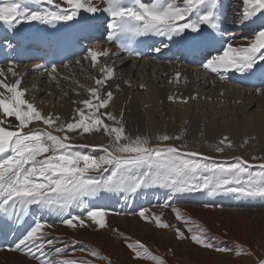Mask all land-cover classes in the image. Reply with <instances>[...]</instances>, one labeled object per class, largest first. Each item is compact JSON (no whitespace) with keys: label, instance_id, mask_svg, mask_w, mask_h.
I'll return each mask as SVG.
<instances>
[{"label":"snow or ice","instance_id":"obj_1","mask_svg":"<svg viewBox=\"0 0 264 264\" xmlns=\"http://www.w3.org/2000/svg\"><path fill=\"white\" fill-rule=\"evenodd\" d=\"M241 5L243 10L236 13L232 23L249 27L253 32L250 43L241 47L224 42L216 48L221 44L217 34H221L222 39L225 31L226 16L222 12L221 0H2L0 24L12 31L21 23L55 25L74 20L79 23L81 13L88 14V19L106 14V39L121 52L141 57L143 54L131 46L143 38L160 37L163 48L171 50L165 43L169 41L180 44L191 53H200L201 67L221 81L226 80L228 73L239 74L251 83L257 95H264V24L257 26L258 21H264V0H241ZM148 47L152 52L162 51V47L156 44ZM85 52L84 59H90L93 68L99 64L100 75L95 78L96 86L88 89L89 98L80 102L83 108L75 109L72 122L63 123L60 117L51 113L45 115L34 102L26 100V90L21 89L20 78L12 84L0 79V89L4 90L0 91V113L6 118L14 117L16 122L13 125L9 121L6 128L3 126L5 120L0 119V220L15 217L18 221L35 206L57 212L59 222L69 229L90 227L86 221H91L97 229H104L107 227V210L92 206L102 193L123 194L131 198L150 188L165 189L169 197L204 191L213 195L228 193L264 199V163L249 165L243 158L218 162L167 143L180 139L179 136L159 135L155 146L147 137L129 136L123 124V113L118 118L112 112L101 111L107 110L114 99L113 92L105 89L116 76L115 68L106 62L100 63L99 57L110 58L112 53L107 49L92 48ZM8 72L13 77L18 76L14 67H9ZM51 73H57L55 65L51 66ZM257 73L258 83L253 82ZM6 75L0 69V77ZM180 75L176 73L177 82ZM169 100L175 102L177 97L170 96ZM180 102L186 103L187 100L181 98ZM34 123L45 127H30ZM101 131L109 138V143L107 147L100 146L104 154L98 158L80 151L90 146L73 144V137L69 135ZM226 141L228 138L224 137L219 144L224 145ZM216 151L223 152V148L217 147ZM158 206L170 207L171 201L166 198ZM72 209L80 210L83 215H74ZM173 211L176 219L185 223L188 233L185 235L177 228V239H190L194 245L218 253L255 256L254 252L242 247L218 246L207 229L199 225L193 228L178 208ZM147 212L148 209L141 208L133 215L145 222H154L159 229L171 227L159 215H147ZM52 226L42 219L35 220L8 250L26 255L35 264H92L91 260L62 258L67 257L68 249L57 246L59 237L48 238L50 233L45 228ZM0 234H3L2 225ZM121 236L134 260L166 264L164 258L154 255L142 241H131L123 233ZM80 250L100 258L104 264H112L94 249ZM72 251H76L74 243ZM255 264H264V257L257 256Z\"/></svg>","mask_w":264,"mask_h":264},{"label":"bare ground","instance_id":"obj_2","mask_svg":"<svg viewBox=\"0 0 264 264\" xmlns=\"http://www.w3.org/2000/svg\"><path fill=\"white\" fill-rule=\"evenodd\" d=\"M0 2H2V0H0ZM27 7L35 8L36 6L27 5ZM222 12L226 16L224 25L225 31L222 34V39L221 34H217V39L221 40V44L216 45V48H220L224 42H231L237 47L247 46L251 39H253L252 29L249 27H240L232 23V18L235 17L236 13L228 12L227 0H224L222 3ZM97 16L98 18L88 19V14L81 13L79 18L80 24L74 20L71 22H58L55 25L69 23L75 33H79L80 35H92L94 26L101 28L102 34H100V41L90 46V48L99 50L107 49L112 53L110 58H105L103 56L99 57V62H106L114 67L116 76L115 79L109 82L105 89V91L113 92L114 99L107 110L101 111L112 112L118 118L121 116V113H123V124L125 130H129V136H137L140 133L144 136H155L152 130L169 131V126H173V124H169L171 123V118L179 119L180 114H182L181 109L185 106V103L180 102L181 98L186 99L187 97H195V100L200 103L202 101H204V103L211 102V100L214 101V103H219L220 96H218V92H222L220 88H223L227 90L225 96H227L230 102L234 100L241 104L248 103L251 109L255 108L253 112L262 114L255 118L253 125L249 116L242 123L230 124L226 121L230 115L229 111L223 115V113L215 111L217 107H214L212 113L203 111V114L200 113L201 117L197 116L198 119H204L206 122L203 124L202 128L193 126L192 123L189 124L188 127L191 128L188 129L191 131V134L193 135L195 131H202L209 139H214L216 136L235 140H241L245 137H249L250 140L256 138L264 146V95L258 97L249 81L244 80L239 74L234 73H228L226 80L221 81L216 75L210 74L201 66L193 68V66L201 65L195 64L201 63V60L199 62H191L190 56L195 53H191L180 44L169 41H165V43L169 44L171 50L163 48L160 44L162 39L160 37H152L157 41V46L162 47L160 53L152 52L150 56L143 61L130 60L124 57L115 45L107 41V26L105 21H107L108 18L106 14H97ZM261 24H264V21L257 22V26ZM52 26L54 25H45L37 22L21 23L17 25L14 30L9 31L6 26L0 24V35H4L5 37L9 36V39L3 40L9 58L5 65H0V69H3L7 75L6 77H0V79L5 80L6 83L12 84L15 83L17 78H20L22 81L20 87L26 90V100L34 102L45 115L51 113L54 116L60 117L61 122L68 123L72 122V118L76 115L75 109L81 108L80 102L82 99L85 100L89 98L88 89L96 86L95 78L99 77V70L96 74L95 72H91L89 69V67L92 66L90 59L85 60L84 57H82L69 62L65 69L60 65L56 66L57 73L53 74L51 73V69H47L41 61L39 62L37 59L34 60L36 55L34 48H32L34 37ZM11 53L15 55L10 56ZM198 54L201 56L200 53ZM22 56L23 58H21ZM30 58H32V60H29ZM77 61H79V63H77ZM259 66L260 65L257 64L258 69ZM9 67H14V70L18 74L17 77H13L10 72L8 75L6 69ZM176 73L181 74L179 82L175 79ZM258 77L259 73H257V78L254 79L253 82L258 83ZM86 78H88V80L84 81ZM199 82H201L203 87H206V89L210 88L211 90L206 92L205 89L201 93L190 90V88H193V86L197 85ZM88 83H91V85L87 86ZM141 85H144V88H141ZM117 86L119 90H117ZM36 87L39 89L38 91L34 90ZM141 90L143 91L141 92ZM145 90H147V92H144ZM0 91L4 90L0 89ZM59 91H63L64 93L58 96ZM71 91H73V93H71ZM231 91L236 92L233 94ZM77 92L81 94L79 97L75 96ZM55 95H57L59 99L54 100ZM170 96L177 97V100L172 103L169 100ZM180 104L184 106L180 107ZM199 107L200 106H198V108ZM238 107H240V105ZM207 108L210 109V107ZM184 110H182V112ZM234 111L235 110H230V113L237 117L240 111L239 113H237L238 110H236L235 113ZM163 112L167 113L170 117L168 123L163 119L165 117L158 116L159 113ZM0 119L5 120L3 126L6 128L9 127V121H11L13 125L16 123L14 117L6 118L2 113H0ZM105 122L112 124L111 121ZM30 127L44 128L45 126L40 123H34ZM172 130H175L178 134L184 133V131H181L182 129L173 128ZM25 131H27V129ZM55 135H58V133ZM195 137L197 139L200 138L197 135ZM72 143L76 145H88L90 147L94 146L93 148H95L103 144H108L109 138L104 135L103 132H96V134L84 136L82 139L77 137V140H72ZM90 147L79 150L90 151L92 150ZM98 151L100 150H96L95 152ZM90 152L94 153V151ZM101 195L100 198L92 202V206L103 209L109 208L107 211L108 219L106 216L107 221L109 220V224L104 229H97V226L91 224V221H86V224L91 225L90 227L85 226L77 229H69L66 225L59 222V214L57 212L48 209H38L35 206L20 216L18 221L13 217L12 220H0V225L3 226V233L11 235L12 243L10 245H12L15 240L19 239L25 231L32 226L35 220L42 219L47 221L49 224L53 225L51 228H45V231L50 233L48 238L59 237L57 246H66L68 249L67 257L62 258L91 260L92 264H104V262L100 258L87 255L86 252L80 250L81 248L94 249L100 253L101 257L110 259L112 264H150L145 261L134 260L131 252L126 248L124 243L120 240L119 235L114 230L124 231L128 233L132 239L147 243L151 249L155 248L158 250V252H156L158 255L168 252L166 255L170 257L171 253L169 249L171 247L178 258L186 260L187 257H189L190 261L195 262V264H215L217 261H223L225 264H241V261L228 259H219L216 261L215 257L221 258V256L216 255L208 258L207 256L213 255L214 253L211 254L208 251H202L192 244L184 245V242L176 241L172 235L157 231L153 229V227L151 228V226L143 224L139 221V218L128 217L127 214L142 207L144 204L143 201L148 196V192L139 193L131 198H126L124 195L118 198V196H115L117 194H113L111 197H104L103 194ZM209 198V195L204 194L198 199L200 201L209 200ZM262 203L264 204V200L259 201V204ZM237 204L243 206L247 203L242 199L238 200ZM127 206L129 207L127 208ZM185 209L190 216L207 225L209 230L211 229L218 234H221L225 229L227 231L231 230L237 239L235 241H239L248 247H251V245L240 235V227L244 226L253 236L264 231V210L255 212H218L196 207H186ZM71 211L74 215H83L78 209H72ZM114 211L115 214L113 213ZM0 216H2V214H0ZM252 216H254V218H252ZM117 221H120L118 223L119 225ZM73 243L76 248L75 252L72 251ZM168 246L170 247L168 248ZM8 247L0 251V264H35V262L26 255L15 251H9ZM167 260L170 261L169 259ZM199 260L201 262H197Z\"/></svg>","mask_w":264,"mask_h":264},{"label":"rangeland","instance_id":"obj_3","mask_svg":"<svg viewBox=\"0 0 264 264\" xmlns=\"http://www.w3.org/2000/svg\"><path fill=\"white\" fill-rule=\"evenodd\" d=\"M223 1L224 0H221V4L223 3ZM227 4H228V12L238 13V12H241L243 10L242 5H241V0H227ZM200 66H193V68H196V67L198 68ZM63 68L65 69V66ZM89 69L91 72H95V74H96L99 70V65H97L95 68L90 66ZM6 71L8 72V68L6 69ZM9 74L10 73L8 72V75ZM98 74L100 75V72H98ZM87 80H88V78H86V80L84 79V81H87ZM90 85H91V83L87 84V86H90ZM205 89H206V87H203V85H201V82H199L197 85H194L193 88H190V90H193V92H196V93H199V92L201 93ZM34 90L38 91L39 89L36 87ZM79 90H81V89H79ZM210 90L211 89L208 88L205 91L209 92ZM220 90H222V92L221 91H220L221 93L218 92V96H220L219 103H216V102L214 103V101H212V100H211V102L209 101V102L204 103V101H202L200 103V102H197L195 99H192L191 97H187L186 98L187 102L185 103V106L180 104V107L184 106L185 108L182 107V109H181L182 114H180L179 119L171 118L172 120H171V123H169V124H173V126H169V131L152 130V132L155 133V136H144L142 133L138 134L137 136L149 138L150 142L153 146L157 145L158 141L156 140V137L159 135L168 134V135H171L173 137L179 136L180 139H178V140L174 139V140L169 141L167 143L174 145V146H177V147H182L184 151L197 152V153L202 154L203 156L211 157L218 162H232L235 158H243L245 161L248 162L249 165H259L261 163H264V146L256 138L253 140H250L249 137H245L241 140L228 139V141H226V143L224 145H220L219 141L224 138L222 136H216L214 139H209V138H207V136L202 131H195V132H193V135L191 134V131L189 130L191 127H188L189 124L192 123L193 126H199V128H202L203 124H205L206 122L204 121V119H198L197 116L201 117V114H203V111H205L206 113H212L214 111V107L215 108L217 107L215 109V111L223 113V115H225L227 113V111H229V114L231 115L230 110L231 111L238 110L237 113H239V111H240V113L237 117H235L233 115H231V116L229 115V118L226 121L229 122L230 124L242 123L249 116L251 123L253 125L255 122V118L262 114V113L258 114L256 112H253V110H255V108L251 109L249 107L248 103H242L241 104V103H237L234 100H231V102H230L227 99V96H225V93H227V90L226 89L224 90L223 88H220ZM142 91L143 90H141V92ZM215 91H217V90H215ZM144 92H147V90H145ZM235 92L236 91H234V92L231 91V93H233V94H235ZM61 93H64V92L59 91L58 96H60ZM71 93H73V91H71ZM80 95L81 94L78 92L75 94V96H77V97H79ZM58 96L55 95L54 100L59 99ZM258 97H261V96L258 95ZM197 100H199V99H197ZM82 101H83V99H82ZM189 102H190V104H189ZM220 103H222V104H220ZM166 104H167V102H166ZM192 104H193V106H192ZM80 105L82 108L83 104L80 103ZM190 105H191V108H190ZM197 105L200 107L198 108ZM239 105H240V107H238ZM195 106H196V108H195ZM233 106H236V107H233ZM203 107H204V109H203ZM207 107H210V109ZM200 108H202V109H200ZM184 109L186 110V112ZM182 110H184V111L182 112ZM189 110H190V112H189ZM235 111H234V113H235ZM158 116L165 117L163 119L167 123H168V120L170 119L169 115L165 112L159 113ZM162 120H160V121H162ZM173 128H177L180 130L182 129L181 131H184V133L178 134V133H176L175 130H172ZM97 133H100V132H97ZM126 133L128 134L129 130L126 131ZM55 134H57V133H55ZM59 134L62 135V133H58V135ZM91 134H96V132H92ZM91 134L77 135L76 133H69V135L73 137L72 140H77V137L82 139V137L88 136ZM196 135L199 136L200 138L197 139L195 137ZM130 136L131 137H137L135 135L134 136L130 135ZM151 139H155V140H151ZM229 143L231 144V147L228 146ZM102 146L107 147L108 144H103ZM161 146H163V145H161ZM217 147L223 148V152L216 151ZM90 148H92V150H90V149L89 150L94 151V153L87 151V150L82 151V152L91 154L97 158L104 154L103 150L100 146L95 147L96 149L93 147H90ZM96 150H100V151L95 152ZM253 157H255L256 159H253ZM253 170H257V169L254 168ZM145 192H148V196L143 201L144 204L142 205V207L138 208L135 211H132L130 214H127L128 217L139 218V221H141L143 224H147V225L151 226V228L153 227V229H155L157 231L164 232V233L166 232L167 234L172 235L176 241L178 240L179 242H184V245L192 244L193 246L197 247L198 249H200L202 251H208L211 254L214 253L213 255L207 256L208 258H211L214 255L221 256V258L215 257L216 261L219 259H222V260L228 259V260H233V261H241V264H255V258L257 256L264 257V231H261L259 233L261 235L255 234L253 236L248 229H246L244 226H241L239 233L244 238V240L249 245H251V247H248L247 245H245L239 241L236 242L235 240H237V239L235 238L234 233L231 230L227 231L225 229L221 232V234H218L215 231H212L211 229L209 230L207 225H205L202 221L190 216L188 214L187 210L185 209L186 207L187 208L196 207V208L207 209L210 211L214 210V211H218V212H220V211H240V212L251 211V212H255V211H259V210H264V204L263 203L259 204V201L264 200V199H260V198L249 199V198H243V197L237 196L235 194H228V193H217V194L213 195V194H208L207 192H204V191L197 192V193L179 194V195H174V196L169 197L167 190L160 189V188H150V189H146L140 193H145ZM102 194L104 197L105 196L111 197L113 195V194H106V193H102ZM204 194L210 196L209 200H200L199 201L198 198H200V196L204 195ZM121 195L123 196V194H119V195H115V196H118V198H120V197H122ZM166 198L171 201V206L170 207L158 206L160 204H163L165 202ZM242 199L247 203L246 205L242 206V205L237 204L238 200H242ZM154 200H155V202H154ZM161 200H163V201H161ZM211 200L214 202H212ZM158 201H161V202H158ZM251 204L254 206H251ZM103 207H107V206H103ZM128 207L129 206H127V208ZM141 208L148 209V212L146 213L147 215H153V214L159 215L161 217L162 221L165 223H168L169 225H171V227L168 229H159L155 226L154 222L148 223V222L141 220L138 215H133V213L138 212ZM174 208H178L180 210L182 216L189 219V221L191 222L190 226H192L193 228H195V226L199 225V226H202L203 228L207 229L208 232L212 236L215 237L214 242L218 246L225 247V248L242 247L244 249L250 250L251 252H254L255 256H249L247 254H241L240 256H237V255H235V252L218 253V252L202 249V248L194 245L190 239H186V240L177 239L176 231H175L177 228H179L181 231H184L185 235H188V233L186 231L185 223L183 221L176 219L175 212L173 211ZM104 209H106L108 211L109 208H104ZM113 213L115 214V211ZM252 218H254V216H252ZM107 219H108V216H107ZM107 219H106V224L108 226L109 220L107 221ZM113 220H112V223H113ZM119 222L120 221H117V224ZM116 232L119 235L120 240L124 243V245H125V239L123 236H121V233H123L127 237H129L131 241H135L134 239H132V237L128 233H126L124 231L119 230ZM144 244L150 248V250L152 251V253L154 255L160 256L164 259L166 258L165 259L166 264H195V262L190 261L189 257H187L186 260H181L180 258H178V256H176L174 254V251L170 246H168V248L170 247V249H171V251H170L171 256L169 257L166 255L168 252H166V254H162V255L159 254L158 255V254H156V252H158V250H156L155 248L151 249V247L147 243H144ZM167 259H169L170 261H168ZM145 262H148L151 264V261L145 260ZM197 262H201V261L199 260ZM198 264H204V263H198ZM212 264H214V263H212ZM215 264H225V263L223 261H217Z\"/></svg>","mask_w":264,"mask_h":264}]
</instances>
